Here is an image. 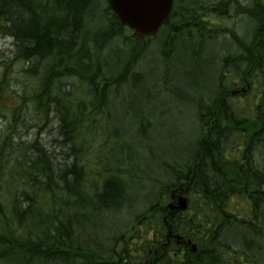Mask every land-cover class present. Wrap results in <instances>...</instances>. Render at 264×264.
Here are the masks:
<instances>
[{"label":"trees","instance_id":"16d2710c","mask_svg":"<svg viewBox=\"0 0 264 264\" xmlns=\"http://www.w3.org/2000/svg\"><path fill=\"white\" fill-rule=\"evenodd\" d=\"M228 1L174 0L145 36L109 0H0V34L13 43L0 63V264H142L133 252L152 257L156 248L152 264H264V0L232 1L254 19L253 37L232 32L238 49L219 58L216 92L196 108L193 149L149 162L165 116L140 67L151 41L212 38L211 15L233 10ZM249 81L245 94L229 92ZM131 86L156 112L141 107L124 129L115 109ZM179 191L189 209L169 226L198 244L194 254L162 246L166 205ZM128 201L144 209L121 227Z\"/></svg>","mask_w":264,"mask_h":264},{"label":"rangeland","instance_id":"374dc122","mask_svg":"<svg viewBox=\"0 0 264 264\" xmlns=\"http://www.w3.org/2000/svg\"><path fill=\"white\" fill-rule=\"evenodd\" d=\"M219 1L207 0L209 3ZM232 1L229 0L227 5L233 10L228 8L211 15L212 21L221 24L211 25V29L206 30L213 35L212 38L204 36L201 39L195 36L192 31L190 33L192 36L185 34L181 37L182 34H180L179 38L173 41L169 40L168 35L159 37L157 43L156 40L151 41L149 52L140 67L144 72L145 82L149 86V96L155 98L158 111L165 112L164 119L155 122L156 125L158 124L157 130L161 131V135L153 136L154 149L151 151L150 145L146 148L147 152L151 151L152 158L149 162L154 164L153 167L157 159L175 162L180 160L183 155L190 153L199 136V119L196 108L200 104L207 105L205 102L210 103L216 92L218 60L221 56L228 55L238 49V44L236 45L233 41L232 32L234 31L238 38L246 37L247 41L253 37L254 19L247 14H238L236 6H232ZM236 2L237 4L251 5L253 0H236ZM231 12L233 16H230ZM205 26H207L206 22ZM217 29L221 30L217 31ZM223 29L229 31H223ZM162 42L170 44L169 50L165 51L166 59L162 57V51H160ZM12 47V40L0 34V63L3 59H10ZM23 64L21 61L17 65ZM2 65L3 63L0 65V79L4 71ZM126 95L129 103L122 105L123 108L115 109L117 117L121 121L118 126L121 128L130 127V123L135 121L137 115L140 114L141 107L146 113L156 112V109L153 106H147L146 102L136 101L137 96L133 86L126 89L125 97ZM245 107L251 113V102ZM5 117L0 116V131L7 125ZM115 121L117 118L114 119ZM27 137L30 138L29 135ZM146 188H141V193L147 195ZM129 193V195L132 194ZM130 202H127L128 206L123 211V218L120 217L117 220V223L122 225L121 227L129 226L132 220L131 214L144 209V207L137 208L135 205L133 207ZM106 247L109 249V246ZM133 254L137 258L144 257V254L138 252H133ZM263 254L260 251V257H264Z\"/></svg>","mask_w":264,"mask_h":264},{"label":"water","instance_id":"95a60500","mask_svg":"<svg viewBox=\"0 0 264 264\" xmlns=\"http://www.w3.org/2000/svg\"><path fill=\"white\" fill-rule=\"evenodd\" d=\"M111 7L119 18L135 30L138 34L150 35L155 33L163 20L168 15L172 0H109ZM188 200L185 196L179 195L175 202H171L168 208L171 211L186 210ZM181 238V236H177ZM196 251V245H192Z\"/></svg>","mask_w":264,"mask_h":264},{"label":"flooded vegetation","instance_id":"af4514ba","mask_svg":"<svg viewBox=\"0 0 264 264\" xmlns=\"http://www.w3.org/2000/svg\"><path fill=\"white\" fill-rule=\"evenodd\" d=\"M236 85H237V86H238V85H240V82H237V84H236ZM239 87L241 88V85H240ZM240 88H239V89H240ZM240 90H241V89H240Z\"/></svg>","mask_w":264,"mask_h":264}]
</instances>
